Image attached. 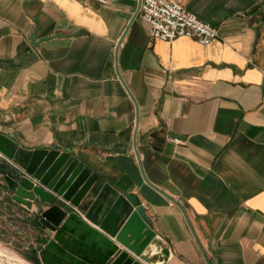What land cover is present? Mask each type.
<instances>
[{"label":"crops","instance_id":"obj_1","mask_svg":"<svg viewBox=\"0 0 264 264\" xmlns=\"http://www.w3.org/2000/svg\"><path fill=\"white\" fill-rule=\"evenodd\" d=\"M170 1L218 38L152 39L140 0H0V133L21 165L69 149L94 219L136 195L162 264H264V0ZM36 221L0 185V237L38 264H149L75 208Z\"/></svg>","mask_w":264,"mask_h":264},{"label":"water","instance_id":"obj_2","mask_svg":"<svg viewBox=\"0 0 264 264\" xmlns=\"http://www.w3.org/2000/svg\"><path fill=\"white\" fill-rule=\"evenodd\" d=\"M32 38L33 36L31 41ZM6 143L14 145L8 136L0 133V153L21 168L7 169L5 165L1 166L0 185L11 192L15 201L37 208V226L48 232L53 231L64 219L69 208H75L145 262L162 264L160 254L151 250L150 244L155 233L149 227V219L136 195H113L100 217L94 219L92 212H100L103 207L100 197L103 200L106 196L98 195L93 200L87 197L84 201L89 185L93 182L91 174L87 167L76 160L69 162V149H36L28 161L21 165L13 158V149ZM134 149L137 155L135 134Z\"/></svg>","mask_w":264,"mask_h":264},{"label":"built area","instance_id":"obj_3","mask_svg":"<svg viewBox=\"0 0 264 264\" xmlns=\"http://www.w3.org/2000/svg\"><path fill=\"white\" fill-rule=\"evenodd\" d=\"M88 1L102 6L108 2ZM138 13L148 25V35L152 39L172 41L178 37H189L202 44H208L218 38L216 26L200 20L170 0H140Z\"/></svg>","mask_w":264,"mask_h":264},{"label":"rangeland","instance_id":"obj_4","mask_svg":"<svg viewBox=\"0 0 264 264\" xmlns=\"http://www.w3.org/2000/svg\"><path fill=\"white\" fill-rule=\"evenodd\" d=\"M0 247L6 249L7 251L15 253L30 264H38L36 260L29 256V250L22 241H17L15 239L2 236L0 237ZM30 259H33L36 262Z\"/></svg>","mask_w":264,"mask_h":264},{"label":"bare ground","instance_id":"obj_5","mask_svg":"<svg viewBox=\"0 0 264 264\" xmlns=\"http://www.w3.org/2000/svg\"><path fill=\"white\" fill-rule=\"evenodd\" d=\"M0 264H30L13 252L0 247Z\"/></svg>","mask_w":264,"mask_h":264},{"label":"trees","instance_id":"obj_6","mask_svg":"<svg viewBox=\"0 0 264 264\" xmlns=\"http://www.w3.org/2000/svg\"><path fill=\"white\" fill-rule=\"evenodd\" d=\"M30 260H33V259H30ZM34 261V260H33ZM34 262H36V261H34Z\"/></svg>","mask_w":264,"mask_h":264}]
</instances>
